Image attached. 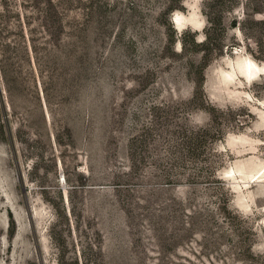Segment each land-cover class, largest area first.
Wrapping results in <instances>:
<instances>
[{
    "label": "rangeland",
    "instance_id": "rangeland-1",
    "mask_svg": "<svg viewBox=\"0 0 264 264\" xmlns=\"http://www.w3.org/2000/svg\"><path fill=\"white\" fill-rule=\"evenodd\" d=\"M0 264H264V0H0Z\"/></svg>",
    "mask_w": 264,
    "mask_h": 264
}]
</instances>
